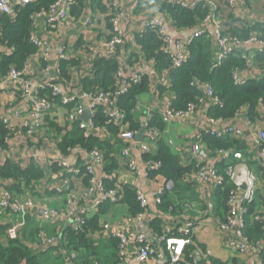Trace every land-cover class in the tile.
<instances>
[{
  "label": "crops",
  "instance_id": "0c3cea01",
  "mask_svg": "<svg viewBox=\"0 0 264 264\" xmlns=\"http://www.w3.org/2000/svg\"><path fill=\"white\" fill-rule=\"evenodd\" d=\"M111 1L119 5L118 9L123 18L124 43L122 45L111 49L108 44L112 31L109 21L110 5L103 0H77L71 7L68 22L64 25L50 28L48 18L34 19L31 33L39 41L49 43L50 52L43 57L36 53L32 54L25 66L26 76L33 81V93H36L40 86H44L48 87L44 92L51 95L50 85H57L65 96H76L78 99L83 94L102 88L97 76V65L101 60L116 63L117 70L113 75L116 79V90L123 87L133 75L143 74L148 81V91L137 99V111L132 129L138 134L142 130L145 133V123L150 114L165 116L175 94L171 88L173 69L169 63L166 66L157 65L156 61L149 58L140 47L137 37H140L142 29L150 20L157 19L175 39L188 40L195 31L212 29L213 26L203 23L205 16L197 18L195 25L192 26L175 25L167 10L170 6L169 0ZM218 3L220 20L226 33H238L243 37L255 29L264 33V0H236L234 8L223 0H218ZM10 4L15 8L18 0H11ZM209 42L212 52L213 49L215 52L217 48L215 38L209 37ZM2 50L0 49V52ZM59 50H64L67 55V60L61 64L58 59ZM250 50L256 52L258 46L254 45ZM47 68L48 71H44ZM242 75L251 80L263 78L264 62L257 59L255 65ZM15 86L22 89L20 82ZM18 87L13 88L10 95L8 90L0 91V119L2 115L7 114L6 117L15 126L12 135L6 136L4 132L3 141L0 144V186L3 187V192L9 191L19 202L32 201L33 204L26 206L27 224L19 229L16 238H12L9 234L11 220L2 218L1 246L16 240L28 249L31 255H37L41 264H79L93 261H99L101 264H116L118 249L113 238H116L117 233L122 232L130 237L139 233H144L148 237L158 235L150 228L152 221L158 218L161 236H166L170 232L169 235L181 237L184 224L192 219L195 221L194 242L202 250L212 253L213 264H264V253L252 251L240 253L232 246L235 240L234 234L225 233L220 229L221 221L226 219L223 200L213 196L215 190L212 189L211 183L197 185L193 181L195 168L189 160V153L195 141L199 137L206 136L211 129V105L208 98H204L194 118L173 119L164 123L160 140L170 149L179 168L185 171L177 179L182 192L179 197L168 195L165 200V204H169L167 207L166 205L163 208L162 206L151 207L147 213V226L142 227L143 225H127L125 219L129 213V207L124 202L119 205L104 204L96 208L94 202L99 197L98 194L87 200L73 202H69V196L56 195V189L64 186L65 178L58 162L70 155V148L76 147L75 160L77 163L84 164L89 159L88 153L93 150L81 144L68 145L65 153L61 149L65 140L76 132V129L79 130L78 124L85 122L81 119L83 114L75 122H70L68 117L73 110V105H63L59 98H54L51 116L47 120V126L42 135L27 136L19 128V123L23 119L18 120L12 117L13 103L16 104L14 105L16 110L25 109L27 105V102L20 97ZM241 107L248 110L251 124L246 122L244 113L229 118L226 124L239 128L243 138L232 139L231 142L228 140L227 143L248 160L235 162V172L230 185L238 188L242 194L253 195V201H259V195H261L259 188L264 181V175L257 162L260 150L254 142L253 132L264 130V105L259 103L251 115L248 105ZM105 129L101 133L93 132L91 137L101 143L95 148L105 154L106 160L102 168L96 169L97 177L99 179L109 177V182L114 181L117 186L126 185L136 195L142 193L152 201L153 192L159 190L166 180L160 176L155 178L146 176L145 162L149 155L141 150L142 143L146 142L145 136L141 141L136 138L132 146L131 155L137 169L136 172H132L128 162L121 156L125 142L120 137V131L112 126H107ZM80 133L82 134L81 131ZM160 142L147 144L154 156L158 155ZM219 160L220 156L217 154L210 155L208 167L218 163ZM6 168L10 170L4 173ZM14 169L21 172L35 169L40 171L38 173L42 176L39 179H29L31 177H25L19 173L15 177L12 175ZM71 184L74 191L81 197L88 188V176L83 173L75 177ZM2 196L0 192V198ZM184 204H190L192 208L187 209ZM43 208L55 212L44 224L46 234L50 237L45 246H41L37 239L38 227L42 222L39 210ZM71 209L85 212L89 220L97 218L99 221L95 227L96 230L89 229L92 233L88 237L90 243L80 252L66 250L68 242L65 235L71 231ZM104 225H108L106 230L103 229ZM74 254L76 257H72ZM146 264H158V262L153 260Z\"/></svg>",
  "mask_w": 264,
  "mask_h": 264
},
{
  "label": "built area",
  "instance_id": "2783aa9c",
  "mask_svg": "<svg viewBox=\"0 0 264 264\" xmlns=\"http://www.w3.org/2000/svg\"><path fill=\"white\" fill-rule=\"evenodd\" d=\"M40 0H18V5L14 8L11 6V0H0V32L2 30V18L16 16V8L18 6H26L28 4L37 3ZM77 0H54L49 4L47 9H43L35 14L36 17L48 18V26L50 28H56L59 25H64L70 18L71 7ZM231 8H234L236 0H223ZM107 5L111 7L110 24H111V40L108 42L111 49L114 46L122 45L124 35L122 30L123 18L119 12V5L115 1L103 0ZM168 4L172 7L181 8L183 10L195 11L198 9L206 10V15L203 19L204 24H210L212 29L195 31L191 38L188 40L175 39L168 32L166 27L157 19L150 20L142 29L140 37L148 34H156L160 40L159 50L168 58L171 68L177 70L183 67L186 60L190 55V46L195 40L201 36L207 38L213 37L216 40L217 48L214 52L213 49V67H219L222 62L230 57H244L246 58L245 69L234 67L231 71L230 79L235 86H244L251 81L248 77H244L242 74L246 72L256 63L255 55L252 54L250 48L252 46H258V53H264V33L251 31L247 37L226 33L224 25L219 16V3L218 0H169ZM30 43L35 48V53L42 57L50 52V44L47 42H41L30 32ZM0 56L5 53H12L13 50L7 45L6 41H3L0 37ZM254 52V51H253ZM34 55V54H33ZM32 57V55L30 56ZM29 57V58H30ZM59 64L67 60V55L64 50L58 52ZM60 66V65H59ZM44 71H48V68ZM61 68L58 74L60 75ZM143 74H136L129 78L125 85L117 90L108 91L103 88H98L92 92L83 94L77 99L76 96H65L61 89L57 85H50L52 91L51 95L48 92H44L48 87L40 86L36 93H33V81L26 76V67L24 69H18L12 66L6 75H0V91L8 90L10 95L13 88L17 83H22V91L18 89L20 97L27 102L25 109L16 110L15 103L12 104V117L15 119H23L19 123L20 130H23L24 134L30 137L35 135L41 136L44 128L47 126V120L51 116L53 108L54 98H59L63 105H73V110L69 114V121L75 122L86 111L90 112L88 122H81L78 124L83 136L89 139L93 136V132L105 131L107 126H112L119 130L120 137L125 142V148H123L121 156L128 162L130 170L136 172L137 169L132 159L131 151L132 146L136 140L138 132L133 130L126 122L127 114L117 105L118 97L126 94L133 85L139 84L143 79ZM193 86L200 89L202 95L198 96L196 102L188 104L183 109H176L173 106V99L166 110L165 116H161V120L170 122L173 119H191L194 118L199 110L204 98L210 100V107H222L223 103L215 89L208 83L195 80L192 83ZM12 87V88H11ZM10 88V89H8ZM210 108V109H211ZM137 111V104L132 111L134 117ZM245 114L246 122L250 125L248 110L244 107H240L235 115ZM104 115L105 123L98 125L95 123L94 118L98 115ZM7 114L2 115L0 123L3 125L6 136L13 134L15 126L11 123ZM155 114H150L149 119L145 123V143H142L141 150L144 154L149 155V158L145 162V173L148 178L153 173L159 172L163 168L161 160L155 158L152 152L148 148L149 142H160L162 133L164 130L151 125V122ZM227 120L222 117H211V129L208 131L207 136L211 138L228 139L230 142L232 139H242L243 134L239 128L227 125ZM253 138L256 146L259 148V154L257 162L259 168L264 175V130L254 131ZM77 148H70V155L64 160L58 162V166L63 169L64 173V186L56 189V195L61 197L62 195L69 196V202L77 200H87L91 196L98 194L99 197L95 199V207L98 208L103 204L109 203L111 205L122 204L125 194L126 185L117 186L114 188H108L105 182L106 179H99L96 174V169L102 168L106 162L105 154L94 148L89 154V159L86 163H77L76 158ZM220 156L218 163L211 167H208L207 162L212 154ZM189 160L195 168V174L193 181L195 184H212V189L215 190L213 196H217L218 192H223L230 183L235 172V162H246L244 155L236 151L234 148H210L204 141L203 136L199 137L192 145ZM84 169V172L81 171ZM88 176V188L83 194L79 195L74 191L71 183L75 177H79L82 174ZM0 186V192L2 198H0V224H3V219L11 220L9 227V234L12 238H16L20 228L27 224L26 206L32 205V201L19 202L13 197V195ZM261 194H264V181L259 188ZM181 186L174 180H166L164 185L157 191L153 192L151 198L148 199L142 193H137V200L140 205L141 211L132 215L130 212L126 216V223L128 226H140L147 223V213L150 208H158L164 202V198L168 195L179 197L181 195ZM254 193V192H253ZM252 193V194H253ZM253 195L250 193L242 194L238 188H233L227 198V214L226 219L221 221L220 229L225 233H232L235 236V240L232 242V246L240 253H246L249 251L255 253H264V240L258 242H252L245 236L246 219L249 216L248 204L253 201ZM213 201V198H212ZM264 202V201H263ZM178 205L180 203H177ZM187 209L192 208L190 204H184ZM54 210L40 209L39 216L42 220L38 227L37 239L41 246L48 244L50 237L46 234L44 227L45 222L51 219L54 214ZM72 224L71 231L74 233H80L85 230L89 217L85 212H79L75 209H71L70 214ZM251 220L258 222L264 230V203L260 204L259 210L252 216ZM108 228V225H104V230ZM195 229V221L192 219L186 221L184 227L181 230V237L169 235L165 236L153 235L148 237L144 233H139L133 237H130L122 232L116 234L118 239V262L116 264H146L153 260H157L158 264H213L212 253L202 250L198 247L193 239V233ZM76 257V255H72ZM79 264H101L99 261H93L89 263Z\"/></svg>",
  "mask_w": 264,
  "mask_h": 264
},
{
  "label": "trees",
  "instance_id": "16d2710c",
  "mask_svg": "<svg viewBox=\"0 0 264 264\" xmlns=\"http://www.w3.org/2000/svg\"><path fill=\"white\" fill-rule=\"evenodd\" d=\"M53 1L54 0H40L37 3L18 6L16 8V16H6L2 18L0 37H2L3 41L7 42V45L13 50V52L5 53L0 56V75H6L12 66L17 67L20 70L24 69L29 57L36 51L30 43V32L34 23V16L39 11L47 9L49 4ZM167 10L177 26L195 25L197 18H203L206 15V10L202 9L189 11L169 6ZM234 35L242 36L238 33H234ZM245 37H247V35H245ZM137 39L145 54L149 58L154 59L157 65L166 66L168 63L170 65L168 58L159 50L160 40L156 34L142 35L141 37L138 36ZM189 50V58L184 63L183 67L177 70H172L171 73V88L175 94V99L173 100L174 108L178 110L183 109L188 104L196 102L198 96L202 95L200 89L192 85L195 80L210 84L222 100V107L211 108L210 113L213 117L229 119L233 117L236 111L243 105L249 106L251 115L254 113V110L258 107L259 103L264 105V77L258 80H251L244 86H235L230 79L231 71L234 67L245 69L246 58L233 56L225 59L219 67L214 68L212 47L209 38L206 36L197 38L190 46ZM252 54L255 55L256 62L257 59L264 62V53H258V51H256L252 52ZM116 67V63L113 61L105 62V60H101L98 62L97 76L103 89L113 92L116 90V79L113 77L117 70ZM147 91L148 81L147 78H143L139 84L133 85L126 94L118 97L117 105L126 112V122L131 128H134L135 117L132 111L137 104V99L140 96H143ZM94 120L98 125L105 123L104 115L101 114H98ZM151 125H154L161 130L164 129V122L156 115L153 118ZM79 130L76 129V132L65 140L64 146H61L64 153L66 152L68 145H86L89 150L94 149L97 145L100 146L101 143L98 142V140L94 138L86 139L83 134L80 133L81 130ZM4 132L6 133L3 125L0 123V144L3 141ZM203 139L212 149L229 147L227 143L228 139L211 138L207 135L204 136ZM159 144V152L158 155H155V158L162 161L163 168L159 172L153 173L151 177L155 178L160 176L165 178V180H174L177 182L178 177L185 171L179 168L170 149L162 141ZM9 170L10 168H6L4 173ZM81 171L84 172V169H81ZM38 172L40 171L35 169L24 172L14 169L12 175L17 177L18 174L21 173L25 177H31L29 179H39L42 174ZM105 185L108 188H114L116 183L114 181L109 182L108 180L105 182ZM233 188L234 187L229 183L225 191L217 193V196L224 202L226 214V201ZM166 198L167 196L164 198V202L161 205L162 208L165 205L166 207L169 206L168 203L165 204ZM259 201H251L248 204L249 216L246 219V229L244 233L252 242L264 240V230L262 226L258 222L251 220V216L259 210L260 204L264 203V194L259 195ZM123 202L128 205L129 212L132 215H136L141 211L136 194L127 187L125 188L122 203ZM98 224V219L93 218L87 221L85 230L82 232L74 233L69 231L65 235V239L68 242L66 250L80 252L83 247H86L88 243H90V238L88 237H90L92 233L89 231L96 230L95 227H97ZM90 228L91 230H89ZM150 228L154 233L161 236L162 231L160 229V221L158 218L152 221ZM113 239L118 248V239ZM0 264H41V262L37 255H31L29 250L18 241L11 240L6 246L0 245Z\"/></svg>",
  "mask_w": 264,
  "mask_h": 264
},
{
  "label": "water",
  "instance_id": "95a60500",
  "mask_svg": "<svg viewBox=\"0 0 264 264\" xmlns=\"http://www.w3.org/2000/svg\"><path fill=\"white\" fill-rule=\"evenodd\" d=\"M89 115H90V112H89V111H86V112L83 114V116L81 117V119L84 120L85 122H88V120H89ZM143 136H144V130H142V131L137 135L136 138H137L138 141H141L142 138H143ZM144 226H147V223L143 224L142 227H144Z\"/></svg>",
  "mask_w": 264,
  "mask_h": 264
},
{
  "label": "rangeland",
  "instance_id": "374dc122",
  "mask_svg": "<svg viewBox=\"0 0 264 264\" xmlns=\"http://www.w3.org/2000/svg\"><path fill=\"white\" fill-rule=\"evenodd\" d=\"M255 30H256V29H255ZM255 30H253V31H255ZM256 32H259V31L256 30Z\"/></svg>",
  "mask_w": 264,
  "mask_h": 264
}]
</instances>
